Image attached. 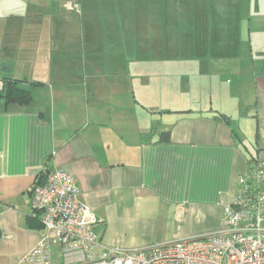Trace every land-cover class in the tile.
<instances>
[{
    "label": "crops",
    "instance_id": "crops-1",
    "mask_svg": "<svg viewBox=\"0 0 264 264\" xmlns=\"http://www.w3.org/2000/svg\"><path fill=\"white\" fill-rule=\"evenodd\" d=\"M41 1L0 41V76L41 83L28 105L0 100V264L46 234L30 205L45 169L75 175L106 248L219 232L250 159L264 166V0L247 15L213 2L174 40L78 23L85 0ZM66 258L55 244L53 264Z\"/></svg>",
    "mask_w": 264,
    "mask_h": 264
},
{
    "label": "built area",
    "instance_id": "built-area-1",
    "mask_svg": "<svg viewBox=\"0 0 264 264\" xmlns=\"http://www.w3.org/2000/svg\"><path fill=\"white\" fill-rule=\"evenodd\" d=\"M30 205L46 234L17 264H53V246L65 264H264V166L240 176L236 198L223 207L219 232L178 239L146 249L106 248L99 216L81 199L75 175L56 169L30 190Z\"/></svg>",
    "mask_w": 264,
    "mask_h": 264
},
{
    "label": "rangeland",
    "instance_id": "rangeland-1",
    "mask_svg": "<svg viewBox=\"0 0 264 264\" xmlns=\"http://www.w3.org/2000/svg\"><path fill=\"white\" fill-rule=\"evenodd\" d=\"M38 1L39 0H0L1 42L5 41L3 39V34H7L9 32L8 29H11L13 24L15 26H24L22 24L34 23L31 17H27L26 15L23 16L22 12H24L26 8H29L30 3L32 6L33 3ZM43 1L49 0H42L41 4H43ZM64 1L77 2V0H51L50 3L58 7L56 11H61V9H69L68 7L64 8L63 4H61L64 3ZM213 2L214 5L217 4L218 6L231 7L236 5V8L243 9L244 13L247 15L249 13V7L254 6L256 0H85V2L81 3V6H79L83 9L82 14H79L78 10L71 12L75 14L78 23L82 21L86 23L89 20L88 23L95 24L102 30H106L109 26H113L119 30H124L126 37L128 36V38L132 40L135 39L136 34L137 39L141 38L142 35V39L148 40L154 38L174 40L182 38L183 30H185L184 37H187V30L193 25V15H191V13L195 14L194 19H197L198 13L202 12L200 10L213 6ZM69 5L70 4L67 6ZM176 8L186 11L176 14V11H173ZM84 9H90L89 16ZM91 9L93 11H91ZM18 13L20 16H17ZM242 18L247 19L245 16ZM18 40L20 43H24L26 37L20 35ZM105 43V40H101V50L106 46ZM1 73L2 71L0 70V75H2ZM165 93L168 92L165 91ZM251 139L253 142L250 147L256 145L255 137Z\"/></svg>",
    "mask_w": 264,
    "mask_h": 264
},
{
    "label": "trees",
    "instance_id": "trees-1",
    "mask_svg": "<svg viewBox=\"0 0 264 264\" xmlns=\"http://www.w3.org/2000/svg\"><path fill=\"white\" fill-rule=\"evenodd\" d=\"M0 83H2V87H0V100H4L6 105L17 104L20 106L28 105L31 102L33 97V87L41 84L38 82H30V87H25L24 83H28L26 80H21L8 75L0 76ZM215 117L230 123L229 117L224 114H218ZM235 134L238 136L237 132H235ZM238 139L241 140L239 136ZM257 162V157L251 158L248 170H251ZM49 172V169H45L38 175L37 179L42 181L49 174Z\"/></svg>",
    "mask_w": 264,
    "mask_h": 264
},
{
    "label": "flooded vegetation",
    "instance_id": "flooded-vegetation-1",
    "mask_svg": "<svg viewBox=\"0 0 264 264\" xmlns=\"http://www.w3.org/2000/svg\"><path fill=\"white\" fill-rule=\"evenodd\" d=\"M0 87H2V83H0Z\"/></svg>",
    "mask_w": 264,
    "mask_h": 264
}]
</instances>
